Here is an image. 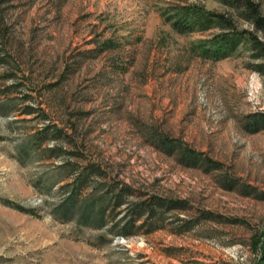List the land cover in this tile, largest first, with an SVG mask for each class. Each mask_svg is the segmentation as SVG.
<instances>
[{"label": "rangeland", "instance_id": "1", "mask_svg": "<svg viewBox=\"0 0 264 264\" xmlns=\"http://www.w3.org/2000/svg\"><path fill=\"white\" fill-rule=\"evenodd\" d=\"M190 4L252 28L222 0H0V264H264L261 60L197 54L219 29H174ZM140 196L186 214L123 236Z\"/></svg>", "mask_w": 264, "mask_h": 264}, {"label": "trees", "instance_id": "2", "mask_svg": "<svg viewBox=\"0 0 264 264\" xmlns=\"http://www.w3.org/2000/svg\"><path fill=\"white\" fill-rule=\"evenodd\" d=\"M222 2L234 8L239 18L250 24L252 28L239 30L232 17L224 13L206 10L197 4L177 7V13L174 15L175 18L172 22L173 28L183 33L217 27L219 29L218 33H214L208 38L197 41L196 53L204 57H210L211 59H219L227 56L236 50L241 41L245 39L247 41V48L251 52V57L261 60L254 68L260 72H264V15L260 12L259 4L252 0H222ZM253 120L254 124H258L260 121L264 123L263 118L257 117ZM49 128L51 127L46 126L44 130L47 132ZM164 144L171 146V148L175 147L173 145L174 143L172 144L169 141ZM183 158L196 160L197 155L190 151H184ZM212 164L211 166H217L214 162ZM122 192L120 189L115 194V200L113 202L114 208L124 203L123 199H121ZM186 202L184 199L173 200L161 196H156L152 199L140 196L137 201L129 206L131 209L130 212L133 214L125 220L123 225L125 231L121 235L127 236L129 234L127 228L143 216H145V219L141 224L144 225V222L154 215L153 208L156 206H165L168 211L178 210L180 213L186 214ZM99 214L102 215L103 210H100Z\"/></svg>", "mask_w": 264, "mask_h": 264}]
</instances>
